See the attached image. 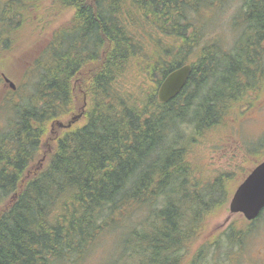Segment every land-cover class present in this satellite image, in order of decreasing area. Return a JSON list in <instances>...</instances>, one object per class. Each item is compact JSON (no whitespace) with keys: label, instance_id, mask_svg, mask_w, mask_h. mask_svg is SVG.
Returning a JSON list of instances; mask_svg holds the SVG:
<instances>
[{"label":"trees","instance_id":"1","mask_svg":"<svg viewBox=\"0 0 264 264\" xmlns=\"http://www.w3.org/2000/svg\"><path fill=\"white\" fill-rule=\"evenodd\" d=\"M223 1L52 2L50 15L71 14L26 69L0 129V264H79L110 234L104 264H228L226 248L241 250L264 209L190 252L233 192L232 172L196 183L190 147L264 94V0H237L229 44L201 18ZM42 3L4 0L0 23L22 30ZM12 37L0 36V50L18 46ZM183 64L186 84L160 101L163 78ZM78 114L83 122L57 124ZM262 146L264 135L244 152Z\"/></svg>","mask_w":264,"mask_h":264},{"label":"rangeland","instance_id":"2","mask_svg":"<svg viewBox=\"0 0 264 264\" xmlns=\"http://www.w3.org/2000/svg\"><path fill=\"white\" fill-rule=\"evenodd\" d=\"M3 1L0 0V13ZM53 1L43 0V9L30 10L28 15H31L30 18H33L34 22L29 20V24L22 30L10 31L7 21L2 20L3 23H0V29L4 31L0 33V36L9 38V35H13L11 43L16 44L14 46L18 45L10 52L8 49L5 52L4 48L0 50V129L7 125L11 117L9 101L17 100L27 87L24 77L26 69L47 45L53 30L71 14L69 11H61L59 15L56 12V15H50ZM238 5L237 0H224L219 7L216 5L211 8L212 11L205 9L201 18L205 29L207 28L206 31L215 36L222 35L224 41L229 44L238 31L232 24ZM13 18L18 20L19 17L14 15ZM2 74L14 83L13 90L18 88L15 94L9 92L10 87ZM254 100V103L248 104L246 110L239 111L226 125L204 131L192 143L191 160L202 169L196 172L199 180L196 183H199L201 178H212L219 171L232 172L229 187L234 191L249 170L258 163L259 158L264 157V146L260 148V154L252 155L244 152L247 142L254 143L264 135V94L257 96ZM67 118L69 119L70 116ZM81 122L83 119L80 118L77 123ZM231 195L225 209L204 221L205 232L202 235L199 234L201 236L193 243L190 252L195 251L199 244H207L213 236L222 234L231 223H246L247 220L242 214L229 212L228 202ZM253 224L252 229L256 231L246 240L244 239L241 250L237 251L240 247L234 246L226 248L232 251L228 255V264H264V214ZM115 241L114 234L103 237L79 264H104L105 259L115 248L113 246ZM220 249L218 254L224 255V248ZM208 250L209 258H211V246Z\"/></svg>","mask_w":264,"mask_h":264},{"label":"water","instance_id":"3","mask_svg":"<svg viewBox=\"0 0 264 264\" xmlns=\"http://www.w3.org/2000/svg\"><path fill=\"white\" fill-rule=\"evenodd\" d=\"M192 67L190 64H183L169 72L158 87V99L167 102L174 98L186 84ZM4 80L11 88H15L14 83L6 76ZM81 114L73 116L66 124L58 122L59 126H70ZM264 209V159L256 164L235 188L228 210L230 213H240L248 221L256 219Z\"/></svg>","mask_w":264,"mask_h":264}]
</instances>
